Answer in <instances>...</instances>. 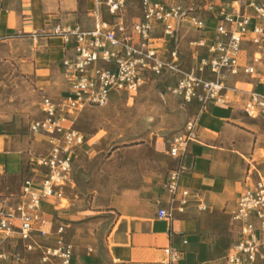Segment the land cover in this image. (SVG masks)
<instances>
[{
	"label": "crops",
	"instance_id": "obj_1",
	"mask_svg": "<svg viewBox=\"0 0 264 264\" xmlns=\"http://www.w3.org/2000/svg\"><path fill=\"white\" fill-rule=\"evenodd\" d=\"M222 2L230 11L238 2L243 14L255 16L247 7V0H196V12L191 15L204 20L206 29L195 28V32L187 35L185 31L191 25L183 22L178 28V43L180 47L190 46L187 49L192 55L188 59L193 66L201 56L210 57L207 48L221 39L216 33L222 23L219 8L212 13L207 7L209 3L219 6ZM141 18L140 9L138 11L127 2L126 21L134 23ZM100 21L112 22L105 0H0V56L12 54L26 63L30 72L38 78L41 76L43 85L60 81L62 89L58 88V92L62 97L54 100L61 101L70 95L73 83L72 75L63 65L64 60L73 57V45H65L60 38L46 36L44 32L58 24L79 25L83 31H92ZM34 34H38L36 38ZM161 34L162 28H159L156 36ZM199 42H203L204 47L198 46ZM169 49L170 46L165 53L166 59H170ZM228 80L241 91L231 96L229 105L212 104L207 112L199 113L197 104H190L196 109L198 126L197 138L188 146L182 161L185 172L180 188L191 192L183 213L175 212L171 221L159 219L158 211L167 206L169 198L164 188L165 180L157 187L125 182L120 177L125 175L126 165L132 171L137 168V162L126 163L120 158L113 168V175L119 176L114 177V181L117 183V179H121L120 187L108 199L94 198L88 206H83L82 202L65 196L70 202L69 208H63L62 200L57 198L43 202L42 212L47 221L44 229L48 236L37 243L56 246L62 240L72 244V264H159L165 259L164 250L169 246L182 254L177 264H227V256L241 238L238 225L232 221L237 200L264 176V169L260 167L264 163L260 156L261 151L264 155L261 125L249 118L242 106L245 93L257 83L242 73L229 76ZM32 136L46 141L49 154L47 137ZM88 144L85 138L83 146L75 152V159ZM35 145L30 137L0 135V166L3 168L0 197L7 198L11 206L20 200L24 182L29 178L27 170L34 164ZM170 146L171 143H160L156 148L163 157H168L166 172L170 170L169 173L180 165L170 157ZM31 178L38 187L41 177L37 170ZM75 187L76 181L66 189ZM200 202L206 210H200ZM92 227L95 229L91 230ZM60 228H63L62 234H59ZM90 238L96 242H87Z\"/></svg>",
	"mask_w": 264,
	"mask_h": 264
},
{
	"label": "built area",
	"instance_id": "obj_2",
	"mask_svg": "<svg viewBox=\"0 0 264 264\" xmlns=\"http://www.w3.org/2000/svg\"><path fill=\"white\" fill-rule=\"evenodd\" d=\"M222 1V0H218ZM128 0H105L112 22L100 21L94 30L83 31L79 25H56L47 36L60 38L65 45H73V57L63 61L72 75L70 95L56 101L44 97L41 112L44 117L32 122L34 135L47 137L49 154L36 160L37 172L44 171L38 187L33 178L26 179L20 200L9 205L0 197V264L23 262L19 246L24 252L40 250L41 264H72L74 247L60 240L56 246H40L37 241L48 236L44 225L42 206L45 200L65 199L64 189L74 185L73 167L76 150L85 143V136L73 128L77 116L88 107H104L112 96L126 95L133 99L151 77L166 72L180 74L177 82L168 88L170 93L185 104L195 102L199 113L207 112L212 104L229 105L231 96L240 93L231 86L229 76H255L253 65L241 62L242 44L249 34L257 43L264 37V0H247V7L255 16L243 14L240 3L227 10L224 2L217 6L209 3L207 10L214 12L222 23L216 28L221 38L207 48L210 57H200L187 72L180 69L177 51L178 28L188 23L204 30L207 23L187 10L180 1L167 4L161 0H141V20L128 23L125 19ZM162 28V34L156 36ZM38 34L33 36L36 38ZM1 40V39H0ZM204 47L203 42L197 44ZM170 46V59L165 58ZM243 111L252 119L264 118V83L247 91ZM198 117L190 121L185 132L174 138L168 151L179 161L164 182L169 194L167 206L158 211V218L171 221L175 212L183 213L189 204L191 192L180 188L185 172L182 161L188 146L197 138ZM3 168L0 166V175ZM200 210H206L200 202ZM232 221L240 229V241L227 256V264H258L264 262V176L237 200ZM63 228L59 229V234ZM186 243V242H185ZM165 259L159 264H177L182 254L172 246L165 248Z\"/></svg>",
	"mask_w": 264,
	"mask_h": 264
},
{
	"label": "rangeland",
	"instance_id": "obj_3",
	"mask_svg": "<svg viewBox=\"0 0 264 264\" xmlns=\"http://www.w3.org/2000/svg\"><path fill=\"white\" fill-rule=\"evenodd\" d=\"M181 3L187 10L192 9L193 14L196 12V0H181ZM128 4L141 11V0H129ZM189 27L185 31L187 35L195 32V28ZM187 48L190 46L177 44L180 69L184 72L193 67L188 59L192 53ZM241 62L255 67L253 78L245 75L250 81L264 83V37L257 43L253 42L251 34L245 38ZM25 65L12 54L10 57L0 56V135L30 137L36 143L32 155L35 162L48 155V146L40 136L38 139L32 136L30 125L44 117L40 107L43 98H61L58 88L61 90L62 87L57 80L53 82L56 84L49 86L41 84V76L36 77ZM179 78L180 74L176 72L151 77L133 99L114 95L106 106L88 107L77 116L73 128L82 133L90 144L84 147L85 151L77 153L73 167L76 187L64 189V196L73 197L83 206H88L94 198L108 199L120 187V178L152 187L159 186L166 179L170 171L166 172L168 157H163L156 148L160 143L168 145L182 135L196 116L194 106L185 104L168 90ZM256 120L261 125V144L264 145V119ZM260 156L264 159L263 151ZM119 159L126 163L136 161L137 168L130 171L126 165L125 175L116 183L114 177L119 176L113 175V168ZM260 167L264 169V163ZM69 206L70 202L62 199V207ZM86 241L96 242L94 238ZM19 249L23 262L5 264H41L39 253L24 252L21 246Z\"/></svg>",
	"mask_w": 264,
	"mask_h": 264
},
{
	"label": "trees",
	"instance_id": "obj_4",
	"mask_svg": "<svg viewBox=\"0 0 264 264\" xmlns=\"http://www.w3.org/2000/svg\"><path fill=\"white\" fill-rule=\"evenodd\" d=\"M262 119H264V118H262ZM28 169H29V170H27L28 176H29V178H31L32 175H33V171H36L37 170V166L35 164H30L28 166ZM29 172H32V173L29 174ZM38 174L40 175L41 178H44V176H45V172L44 171L38 172Z\"/></svg>",
	"mask_w": 264,
	"mask_h": 264
}]
</instances>
